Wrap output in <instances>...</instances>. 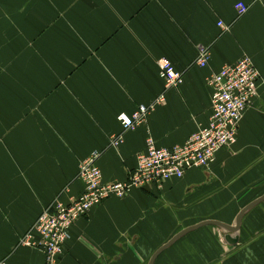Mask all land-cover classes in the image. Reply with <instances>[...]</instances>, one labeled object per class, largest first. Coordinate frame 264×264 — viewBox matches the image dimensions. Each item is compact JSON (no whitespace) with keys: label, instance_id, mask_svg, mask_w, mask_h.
<instances>
[{"label":"crops","instance_id":"obj_1","mask_svg":"<svg viewBox=\"0 0 264 264\" xmlns=\"http://www.w3.org/2000/svg\"><path fill=\"white\" fill-rule=\"evenodd\" d=\"M238 2L248 6L242 16ZM203 49L210 60L201 69ZM244 56L260 81L235 144L160 190L132 188L93 207L69 228L55 264H148L183 230L232 227L264 195V0H0V261L45 264L39 249L18 242L57 197L82 194L79 163L99 152L103 182H127L149 137L172 148L207 126V78ZM160 59L183 74L179 87L164 88ZM161 95L112 147L117 117ZM263 230L264 201L244 215L236 245L204 226L154 264H264Z\"/></svg>","mask_w":264,"mask_h":264},{"label":"built area","instance_id":"obj_2","mask_svg":"<svg viewBox=\"0 0 264 264\" xmlns=\"http://www.w3.org/2000/svg\"><path fill=\"white\" fill-rule=\"evenodd\" d=\"M234 9L237 16H242L248 6L238 2ZM218 25L222 26L221 23ZM209 60V51L203 49L195 65L206 68ZM157 66L166 90L183 83V74L175 70L168 60H158ZM259 81V72L246 56L233 65L222 66L206 80L212 90L211 116L207 126L198 130L183 145L172 148H158L149 137L145 152L138 155L137 167L127 182L104 183L97 166L101 154L91 153L78 166L77 178L84 186L82 194L69 203L57 197L19 240V246L39 249L44 254L45 264H55L69 237V228L93 207L111 197L124 198L132 188L154 186L160 190L167 181L181 179L190 170L208 168L221 150H229L235 144L243 114L258 96ZM163 101L161 95L148 105L138 106L130 115L120 114L117 120L122 133L112 138L110 145L118 148L123 142V133L142 125L155 106ZM0 264L6 263L0 261Z\"/></svg>","mask_w":264,"mask_h":264},{"label":"water","instance_id":"obj_3","mask_svg":"<svg viewBox=\"0 0 264 264\" xmlns=\"http://www.w3.org/2000/svg\"><path fill=\"white\" fill-rule=\"evenodd\" d=\"M264 201V195L260 198H258L257 200H255L254 202H252L251 204H249L248 206H246L243 210H241L239 212V214L237 215L236 219H235V223L234 226H226L220 222H216V221H204L200 224H197L193 227L187 228L185 230H183L182 232H180L179 234L175 235L167 244H165L164 246H162L159 250H157L152 257L150 258L148 264H154L156 258L167 248H169L170 246H172L178 239L182 238L183 236H185L186 234L197 230L199 228H202L204 226H214L217 227L219 229H221L224 233V240L229 244V245H236L238 243V231L240 229V224L241 221L244 217V215L246 213H248L250 210H252L254 207H256L257 205H259L260 203H262Z\"/></svg>","mask_w":264,"mask_h":264},{"label":"rangeland","instance_id":"obj_4","mask_svg":"<svg viewBox=\"0 0 264 264\" xmlns=\"http://www.w3.org/2000/svg\"><path fill=\"white\" fill-rule=\"evenodd\" d=\"M263 231H264V230H263ZM261 237H263V235H262V234H259L256 238H261ZM252 238L256 239L255 236L252 237Z\"/></svg>","mask_w":264,"mask_h":264}]
</instances>
